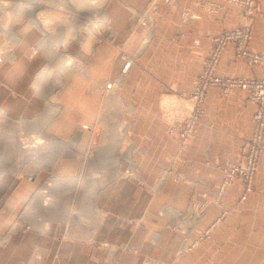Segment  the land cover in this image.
<instances>
[{
	"label": "crops",
	"instance_id": "0c3cea01",
	"mask_svg": "<svg viewBox=\"0 0 264 264\" xmlns=\"http://www.w3.org/2000/svg\"><path fill=\"white\" fill-rule=\"evenodd\" d=\"M198 1L158 0L154 24L123 41L133 64L121 81L114 48L88 69L70 51L65 81L67 68L47 67L33 38L0 28V264H264V151L253 193L242 201L233 182L217 194L219 168L245 162L256 105L239 87L208 83L185 149L165 134L163 103L201 90L208 37L238 20L227 11L182 22ZM257 5L249 49L264 54ZM261 74L228 46L208 78ZM184 238L196 245L179 257Z\"/></svg>",
	"mask_w": 264,
	"mask_h": 264
},
{
	"label": "rangeland",
	"instance_id": "374dc122",
	"mask_svg": "<svg viewBox=\"0 0 264 264\" xmlns=\"http://www.w3.org/2000/svg\"><path fill=\"white\" fill-rule=\"evenodd\" d=\"M87 1L92 3L86 5V2L80 1V4L78 0H43L42 2L41 0H0V28L9 34L23 33L33 38L47 58V67L63 65L67 68L64 75L65 81L71 75V71L68 70L75 66V56L70 51L77 52L81 63L88 69L94 60L99 59V56L101 60L103 59V63L106 59L107 50L114 48L113 66H119L118 79L121 81L122 75H125L128 68L133 64V58L123 50V41L133 31L136 24L148 22L154 24L155 16H157L158 0H144L142 2L139 0H120L125 3L129 2L131 5L135 2L138 4L134 7L130 6L131 9L128 10L121 6L117 0ZM166 1L171 3L173 0ZM197 10L196 12L183 10L180 13L182 22L200 21L204 15L218 18L227 11L237 16L238 20L230 21L231 25L228 29H219L218 32L208 37L210 48L209 54L203 62L205 80L201 84V90L195 92L192 98L163 103V115L166 120L165 134L169 138L179 140V150L185 149L196 132L198 120L202 114L196 104L202 96V89L206 84H220L224 89L228 85L241 88L240 82L259 80L264 77V54L255 53L249 49L254 18L258 12L257 0H199ZM128 14L130 15L127 18ZM121 23L123 24L119 25ZM78 42L86 44L85 48L81 49ZM196 45H199V41H196ZM228 46H232L234 55L237 58L244 59L249 66L259 67L262 70L261 76L258 78H242L233 82L219 78L209 80L208 77L217 67L223 52ZM254 56L259 58L257 62L253 61ZM104 65L105 63H103ZM108 75L109 72L103 74V77ZM86 79L90 83L91 80L88 76ZM101 88L103 89L102 93L105 94L106 90L103 87ZM242 90L245 92L246 101L251 102L247 99V91ZM141 125L135 123L134 127H141ZM119 129L121 131L124 128L119 127ZM39 142L40 140H37V143ZM23 143V145L28 146L29 140L23 139ZM262 148L260 153L264 151L263 134ZM240 165L237 164L231 167L226 165L219 168L224 173L223 183L225 178L231 177V180L229 184H221L218 187V196L222 195L225 188L233 182H238L243 192V184L239 178ZM256 171L257 161L249 194L253 193V181ZM193 207L191 204L188 211L194 214ZM196 211L197 216L192 218L194 221L199 220L201 215L200 207ZM195 245V243H188L184 238L183 247L178 254L179 257L194 249Z\"/></svg>",
	"mask_w": 264,
	"mask_h": 264
},
{
	"label": "built area",
	"instance_id": "2783aa9c",
	"mask_svg": "<svg viewBox=\"0 0 264 264\" xmlns=\"http://www.w3.org/2000/svg\"><path fill=\"white\" fill-rule=\"evenodd\" d=\"M253 59L254 62H257L259 58L254 56ZM240 87L247 91V99L256 104V110L252 117L253 135L247 144L245 162L239 166V178L243 184V192L240 199L244 201L247 198V195L251 192V180L256 169L257 156L263 149L262 134L264 130V77L259 80H245L240 82ZM230 180L231 177L225 178L223 185L229 184Z\"/></svg>",
	"mask_w": 264,
	"mask_h": 264
},
{
	"label": "bare ground",
	"instance_id": "6f19581e",
	"mask_svg": "<svg viewBox=\"0 0 264 264\" xmlns=\"http://www.w3.org/2000/svg\"><path fill=\"white\" fill-rule=\"evenodd\" d=\"M43 0H41V2H42ZM80 1H84V2H86L85 4L86 5H90L92 2H88L87 0L85 1V0H78V2L80 3ZM81 4V3H80ZM37 18V17H36ZM35 20H37V19H35ZM39 20V19H38Z\"/></svg>",
	"mask_w": 264,
	"mask_h": 264
}]
</instances>
